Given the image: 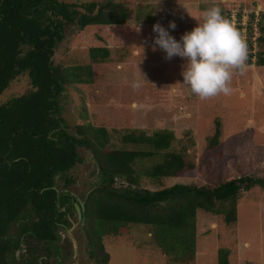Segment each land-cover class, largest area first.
<instances>
[{"label":"rangeland","instance_id":"1","mask_svg":"<svg viewBox=\"0 0 264 264\" xmlns=\"http://www.w3.org/2000/svg\"><path fill=\"white\" fill-rule=\"evenodd\" d=\"M60 1L105 3L108 0ZM113 1L128 9L124 25H90L80 31L68 26L64 28L63 40L56 46L53 61L64 68L71 83L64 88L58 104L67 132L73 134L74 127L87 119L94 127H105L111 135V146L121 149L134 148L122 144L119 137L131 130L173 132L172 150L184 154L193 170L182 177L158 181L142 176L140 187L153 191L174 184L211 188L243 176L258 183L264 180V65L257 64L259 55L264 58V43H257L254 66H247L243 75L234 73L231 94L207 100H201L182 85L184 60L180 57L166 60L162 50H151L156 36L152 26L156 23L179 41L183 33L197 25L200 13L209 7H219L224 16L231 10L252 5H261L264 10V0ZM262 19L264 26V16ZM170 21L176 24L174 30L168 28ZM134 46H143V58ZM90 47H108L109 59L92 63ZM137 65L148 83L134 89ZM31 88L29 77L21 75L0 95V103L6 104ZM215 121L220 122L221 135L217 147L211 148L209 138L214 133ZM78 154L81 162L66 175L72 183L64 192L71 201L80 200L84 204L87 191L98 185L101 178L92 155L83 149ZM162 158L160 153L156 158L136 161L134 168L145 172ZM261 184L241 192L237 222L232 226H227L222 216L197 210L184 247L179 243L167 244L163 240L168 238L156 237L151 226L96 221L95 228L102 235V244L110 257L108 264H218L220 248L229 250V264H264V186ZM57 185L62 188L61 183ZM67 218L70 226L57 230V241L53 244L60 253L51 255L48 261L88 264V239L83 222L78 221L75 211ZM116 229L124 233L115 234ZM9 233L14 235V227ZM191 241H196L195 259Z\"/></svg>","mask_w":264,"mask_h":264},{"label":"trees","instance_id":"2","mask_svg":"<svg viewBox=\"0 0 264 264\" xmlns=\"http://www.w3.org/2000/svg\"><path fill=\"white\" fill-rule=\"evenodd\" d=\"M127 19L126 6L113 0H0V95L24 74L32 87L6 104L0 103V264H50V256L59 255L58 247H53L56 232L70 226L67 216L75 211L74 200L64 192L72 183L66 175L81 162L79 149L92 155L101 178L84 197L82 227L88 239V264H108L110 258L96 221L151 226L156 237L184 247L197 210L222 216L224 223L232 226L237 222L241 192L261 183L264 186V180L258 183L243 176L211 188L181 184L155 191L141 188L142 176L158 181L193 170L184 154L172 150L173 132L122 133L121 143L132 149L114 148L109 131L94 127L87 119L74 127L73 134L67 132L58 104L71 83L64 68L53 61L64 28L73 26L80 31L90 25L120 26ZM261 31L262 45V23ZM88 54L92 63H102L109 59L110 50L90 47ZM257 64L264 65L260 55ZM213 132L211 148L219 143V121H215ZM160 153L163 158L147 171L135 170L136 161ZM124 231L116 229L115 234ZM191 244L194 248L195 241ZM228 256V249H218V264H229Z\"/></svg>","mask_w":264,"mask_h":264},{"label":"clouds","instance_id":"3","mask_svg":"<svg viewBox=\"0 0 264 264\" xmlns=\"http://www.w3.org/2000/svg\"><path fill=\"white\" fill-rule=\"evenodd\" d=\"M168 28L174 30L176 24L170 21ZM136 31H140L139 26ZM152 31L156 36L151 50L156 51L159 48L165 53L166 60L173 57L184 60L182 85L190 88L201 100L221 94L230 95V83L234 73L243 75L246 70V41L231 21L222 15L219 7L212 6L203 10L197 25L191 31L183 33L179 41L160 23L154 24ZM136 48L140 50L143 58V46ZM138 65L137 76L132 84L134 89H139L144 82L148 83Z\"/></svg>","mask_w":264,"mask_h":264},{"label":"built area","instance_id":"4","mask_svg":"<svg viewBox=\"0 0 264 264\" xmlns=\"http://www.w3.org/2000/svg\"><path fill=\"white\" fill-rule=\"evenodd\" d=\"M264 10L261 5H252L250 8L234 9L224 14L231 23L241 33L247 44L248 59L246 65L253 67L258 56L257 43L259 41L261 31V23L263 22ZM262 36V34H261Z\"/></svg>","mask_w":264,"mask_h":264},{"label":"water","instance_id":"5","mask_svg":"<svg viewBox=\"0 0 264 264\" xmlns=\"http://www.w3.org/2000/svg\"><path fill=\"white\" fill-rule=\"evenodd\" d=\"M74 210L77 215L78 221L84 222V218L82 216V213L84 212V204L80 200H75L73 203Z\"/></svg>","mask_w":264,"mask_h":264},{"label":"crops","instance_id":"6","mask_svg":"<svg viewBox=\"0 0 264 264\" xmlns=\"http://www.w3.org/2000/svg\"><path fill=\"white\" fill-rule=\"evenodd\" d=\"M224 1V0H223ZM149 236H150V233L148 234ZM195 243H196V241H195ZM194 251H193V257H194V259L196 258V255H197V251L195 250V246H194ZM109 260H110V258H109Z\"/></svg>","mask_w":264,"mask_h":264},{"label":"flooded vegetation","instance_id":"7","mask_svg":"<svg viewBox=\"0 0 264 264\" xmlns=\"http://www.w3.org/2000/svg\"><path fill=\"white\" fill-rule=\"evenodd\" d=\"M74 200V199H73ZM74 202H75V200H74ZM68 219V218H67ZM69 220V219H68Z\"/></svg>","mask_w":264,"mask_h":264}]
</instances>
